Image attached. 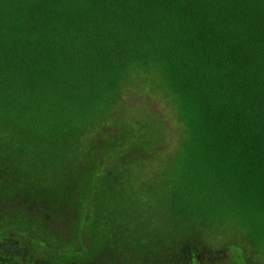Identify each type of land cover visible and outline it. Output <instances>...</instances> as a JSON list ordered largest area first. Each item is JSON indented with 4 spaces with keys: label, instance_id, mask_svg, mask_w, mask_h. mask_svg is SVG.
Returning <instances> with one entry per match:
<instances>
[{
    "label": "trees",
    "instance_id": "trees-1",
    "mask_svg": "<svg viewBox=\"0 0 264 264\" xmlns=\"http://www.w3.org/2000/svg\"><path fill=\"white\" fill-rule=\"evenodd\" d=\"M0 264H264V0H0Z\"/></svg>",
    "mask_w": 264,
    "mask_h": 264
}]
</instances>
